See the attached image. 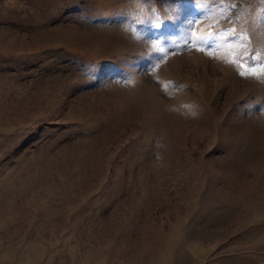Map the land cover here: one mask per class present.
<instances>
[{"label":"rangeland","instance_id":"obj_1","mask_svg":"<svg viewBox=\"0 0 264 264\" xmlns=\"http://www.w3.org/2000/svg\"><path fill=\"white\" fill-rule=\"evenodd\" d=\"M231 3L0 0V264H264L261 69L189 39Z\"/></svg>","mask_w":264,"mask_h":264},{"label":"snow or ice","instance_id":"obj_2","mask_svg":"<svg viewBox=\"0 0 264 264\" xmlns=\"http://www.w3.org/2000/svg\"><path fill=\"white\" fill-rule=\"evenodd\" d=\"M221 11L219 16H216L213 19V24L218 25L221 19H226L230 24L233 23L232 18H230L226 13H230L233 8L236 7L235 4L231 3V0H220ZM248 7H246L240 14L234 17L235 21L241 22V27L239 30L236 29L235 24L231 28L221 29L220 32L212 33L210 32L206 36H201L194 38L189 34V39L193 43L197 44L200 51H204L205 48L212 49L214 42L217 40L230 41L232 44L238 45L239 48L236 51V60L231 62L236 63L238 67H259L261 69L260 73L257 72H241V75L251 76L253 78L261 79L264 81V51L258 50V45L254 43L256 39L255 35L250 33L249 28L244 27L243 25L248 23V17L251 13V19L253 21H260L264 24V0H260V7L255 11H251V0H247ZM205 17L203 14L198 16L195 21L192 23V29H195L196 24ZM224 32H230V36H224ZM223 49L228 47L227 44H221L218 46ZM211 54V52H209ZM250 61L252 62L250 64Z\"/></svg>","mask_w":264,"mask_h":264}]
</instances>
